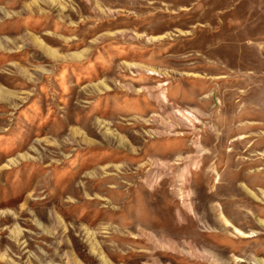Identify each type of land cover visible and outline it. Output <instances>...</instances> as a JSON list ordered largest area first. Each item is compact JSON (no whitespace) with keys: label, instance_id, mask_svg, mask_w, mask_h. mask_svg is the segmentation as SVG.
Instances as JSON below:
<instances>
[{"label":"rangeland","instance_id":"rangeland-1","mask_svg":"<svg viewBox=\"0 0 264 264\" xmlns=\"http://www.w3.org/2000/svg\"><path fill=\"white\" fill-rule=\"evenodd\" d=\"M0 264H264V0H0Z\"/></svg>","mask_w":264,"mask_h":264}]
</instances>
